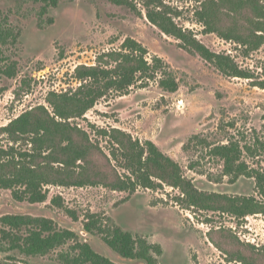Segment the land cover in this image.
<instances>
[{
	"label": "rangeland",
	"instance_id": "1",
	"mask_svg": "<svg viewBox=\"0 0 264 264\" xmlns=\"http://www.w3.org/2000/svg\"><path fill=\"white\" fill-rule=\"evenodd\" d=\"M209 1L163 3L179 26L210 50L229 55L249 78L223 73L185 48L180 39L165 34L148 19L141 0L134 1L135 7L113 0H59L46 12L43 4L34 0H0V32L8 33L5 43L4 38L0 40V49L17 65L16 76L0 77L5 88L0 94V126L38 106L52 112L51 92L65 93L80 86L78 66L105 67V52L119 49L132 37L148 49L149 58L157 55L170 65L179 87L171 92L160 86L158 78L147 84L138 81L126 92H108L82 117L69 119L86 130L96 146L92 167L109 178L115 172L113 167L125 172L111 156L110 136L101 131L116 127L143 142H155L200 190L232 197L254 196L264 206L256 178L241 175L234 179L225 174L224 162L210 151V145L238 141L247 166L264 173V152L249 153L246 148L264 134V88L258 85L264 82V41L254 47L236 39H252L254 31L264 27V0H256L254 8L228 0L212 11ZM207 10V15L214 13L210 25L201 17ZM209 26L222 32L233 27L234 38H224ZM13 35L17 36L14 42ZM194 135L199 138L193 140ZM8 143L2 140L4 146ZM17 146L24 151L32 145L20 141ZM46 188L48 199L40 203L15 200L10 189L0 188V217L30 214L52 218L60 228L74 230L81 241L119 264L146 262L121 257L100 235L87 233L84 222L88 214H98L104 224L115 223L160 245L158 264H264L263 212L240 217L189 207L179 198L183 196L179 188L164 183L155 189L138 187L135 192L101 184ZM56 195L64 198L62 207L52 204ZM68 246L43 256H27L9 249V243L0 239V264H63L59 253Z\"/></svg>",
	"mask_w": 264,
	"mask_h": 264
},
{
	"label": "trees",
	"instance_id": "2",
	"mask_svg": "<svg viewBox=\"0 0 264 264\" xmlns=\"http://www.w3.org/2000/svg\"><path fill=\"white\" fill-rule=\"evenodd\" d=\"M113 1L135 7L136 0ZM141 1L146 8L148 19L165 34L180 39L185 48L214 63L227 75L250 77L229 55L210 50L192 32H187L179 26L170 16L169 8L163 0ZM34 2L42 3L43 12H46L49 6H56L59 0ZM226 2L228 0H210L209 10H215L218 5L223 7L222 4ZM255 2L257 1L237 0L239 6L248 4L253 7ZM207 12L208 10L201 12V17L207 22L206 25H210L208 21L214 13L207 15ZM210 27V31L218 32L224 38H234L233 27L228 28L226 32ZM258 31L264 32V27L254 31L252 39L241 36L236 39L258 47L264 41V34H259ZM7 34L0 32V40L4 38V43L8 39ZM16 37L13 35L12 42ZM103 57L105 67L99 64L80 65L76 68L77 78L81 81L78 88L65 93H50L52 112L45 106H38L0 126V188L10 189L15 200L40 203L48 199L49 190L46 186L49 185L83 187L101 184L113 190L135 192L138 187L155 189L164 183L179 188L183 195L179 198L189 207L220 210L240 217L264 213V206H261L262 203L254 196L232 197L200 190L192 179L184 175L181 165L162 152L155 142H143L120 128L112 127L101 131L110 136L113 142L111 156L119 161L118 166L125 172L121 174L113 167L115 172L112 178H109L94 169L92 153L96 146L90 141L87 131L73 125L69 119L82 117L108 92H126L138 81L147 84L150 80L158 78L160 86L171 92L179 87L170 65L157 55L149 58L148 49L132 37L126 38L119 49L105 52ZM16 74V62L0 49V77L12 78ZM258 85L264 88V82H259ZM4 90L0 85V94ZM192 138L194 140L199 136L194 135ZM3 139L9 141L7 146L2 144ZM20 141H29L31 148L24 151L19 149L17 143ZM246 148L249 153L264 152V134L262 138L257 137L253 145H246ZM210 151L213 156L224 162L225 174L233 175L234 179L241 175L255 177L257 188L264 196V173L247 166L242 159L243 147L238 141L231 140L213 147L210 145ZM51 202L62 207L64 198L56 195L52 197ZM73 217L77 218L75 214ZM84 230L100 235L113 251L124 258L141 260L146 264H158L157 256L162 254L160 245L153 244L142 236H135L115 223L104 224L102 218L95 213L88 214ZM0 239L9 243V249L19 250L27 256H43L69 244L68 250L59 253L63 264H119L98 253L88 242L81 241L79 234L74 230L60 228L49 217L5 214L0 217Z\"/></svg>",
	"mask_w": 264,
	"mask_h": 264
}]
</instances>
